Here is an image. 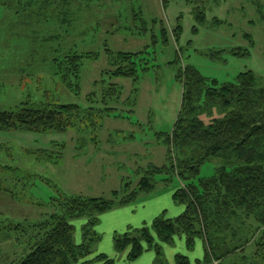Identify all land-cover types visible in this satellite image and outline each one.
Wrapping results in <instances>:
<instances>
[{
	"label": "rangeland",
	"instance_id": "rangeland-1",
	"mask_svg": "<svg viewBox=\"0 0 264 264\" xmlns=\"http://www.w3.org/2000/svg\"><path fill=\"white\" fill-rule=\"evenodd\" d=\"M92 1L96 4H91L92 10L88 9L83 24L89 29L78 44L81 52L91 51L98 56L94 61L83 59L78 96L54 84L40 69L36 76L30 74L33 70L27 66L22 71L25 40L22 43L13 32L0 33L3 108L12 109L26 97L39 102L44 93L79 107L66 133H0V154L7 149L13 157V162L5 157L2 162L37 177L26 182L18 174L17 182L6 184L17 192L15 198H10L8 192L0 193L1 218L40 220L51 212L48 202L58 199L59 192L110 199L113 192H122L126 184L133 189L149 166H167L163 140L171 134L180 110L182 86L176 75L185 66H192L202 77L218 84L233 83L246 71L264 78V25L256 14L259 0H204L206 22L200 25L185 0L171 1L166 8L161 0ZM261 4L264 11V2ZM213 18L222 25H212ZM177 26L181 29L175 38ZM106 49L138 53L136 76L104 75ZM244 49L248 55L244 52L242 56L233 55ZM220 165L221 159L212 157L200 167L193 181L212 177ZM166 178L165 174L155 175L151 194L140 195L132 204L98 216L91 229L99 241L82 261L98 255L106 256L113 264H178L177 256L185 257L189 264L202 261L201 238H196L189 247L183 236H176L172 244H160V262L156 261L155 251L150 250L129 263V248L121 252L114 248L116 235L150 226L158 216L174 219L183 213L185 207L173 200L182 183L175 175L167 182ZM37 203L43 206H34ZM86 223V217L70 222L76 245L83 242ZM16 251L11 241L0 242V264H10ZM260 259L235 254L221 264H259ZM90 264L103 261L94 260Z\"/></svg>",
	"mask_w": 264,
	"mask_h": 264
},
{
	"label": "trees",
	"instance_id": "trees-1",
	"mask_svg": "<svg viewBox=\"0 0 264 264\" xmlns=\"http://www.w3.org/2000/svg\"><path fill=\"white\" fill-rule=\"evenodd\" d=\"M171 1L174 0H161L164 8ZM185 2L191 6L195 22L204 24V0ZM261 2L264 1L259 0L256 5V14L264 25ZM91 4L96 3L92 0H0V33L13 32L27 45L22 56V60L25 56L22 71L27 66L33 70L30 74L36 76L40 69L54 84L58 83L68 93L80 95L83 59L94 61L98 56L91 51L81 52L78 44V39L89 29L83 24ZM212 25L222 23L213 18ZM180 29L177 26L174 31L175 38ZM243 52L249 54L244 49L233 55L242 56ZM105 54L104 75L111 78L136 76L138 53L106 49ZM176 79L182 86V95L172 132L163 140L168 165L149 166L133 189L126 184L122 192H113L110 199L59 192L58 199L48 202L51 212L40 220L17 221L12 217H0V242L11 241L17 249L10 264H90L94 260L113 264L104 255L82 261L99 241L91 228L101 214L130 205L140 195L151 194L155 189L154 176L158 174L167 176L165 182L172 180L174 175L178 177L182 186L175 190L173 200L185 209L174 219L158 216L150 226L116 235L114 248L118 252L129 248V263L150 250L155 251L156 261L160 262V244H172L176 236H183L188 247L196 238L202 239L204 256L198 264H221L235 254H246L252 260L261 257L259 264H262L264 78L246 71L233 83L218 84L202 77L192 66H185ZM42 96L39 102L26 97L12 109L0 104V133H66L79 107L49 98L45 93ZM206 118L209 121L206 122ZM0 157V193L8 192L10 198H15L17 191L13 192L10 184H14L12 180L17 182L16 175L20 174L26 182L37 177L3 163L2 157L13 162L7 149ZM212 157L221 159L213 176L193 181L200 167ZM34 206L42 207L43 204ZM81 217H86L87 223L83 227V242L76 245L70 222ZM176 260L178 264H189L185 257L177 256Z\"/></svg>",
	"mask_w": 264,
	"mask_h": 264
},
{
	"label": "crops",
	"instance_id": "crops-1",
	"mask_svg": "<svg viewBox=\"0 0 264 264\" xmlns=\"http://www.w3.org/2000/svg\"><path fill=\"white\" fill-rule=\"evenodd\" d=\"M148 222L144 221V224H147Z\"/></svg>",
	"mask_w": 264,
	"mask_h": 264
}]
</instances>
